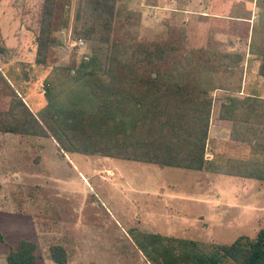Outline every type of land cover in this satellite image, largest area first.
<instances>
[{
	"label": "rangeland",
	"instance_id": "rangeland-1",
	"mask_svg": "<svg viewBox=\"0 0 264 264\" xmlns=\"http://www.w3.org/2000/svg\"><path fill=\"white\" fill-rule=\"evenodd\" d=\"M78 1L72 3L71 26L58 33L63 42L58 62L43 69L34 62L43 0H0V34L8 49L0 52V70L36 112L47 105L46 82L54 86L71 75L67 67L75 51L78 68L92 58L106 63V46L74 35ZM123 1L142 13L144 39L162 35L171 24L186 29L189 48L246 54L242 75L236 73L231 82L245 94L264 93L260 61L249 52L260 15L256 0ZM74 87L68 98L92 106L91 90L85 84ZM11 93L0 76L1 100ZM214 94L215 118L225 94ZM232 149L239 153L208 156L226 160L257 154ZM263 227L262 181L78 153L64 156L50 138L0 133V264H9V252L23 238L37 244L35 264H58L51 257L56 245L65 248L67 264H150L136 235L229 244L240 236L255 238Z\"/></svg>",
	"mask_w": 264,
	"mask_h": 264
},
{
	"label": "trees",
	"instance_id": "trees-1",
	"mask_svg": "<svg viewBox=\"0 0 264 264\" xmlns=\"http://www.w3.org/2000/svg\"><path fill=\"white\" fill-rule=\"evenodd\" d=\"M72 3L43 0L35 66L48 69L58 62L63 44L58 33L71 26ZM256 5L259 22L253 26L249 52L260 61L258 73L264 80V0ZM76 20V38L107 47L105 65L92 58L78 68L75 51L67 67L71 75L54 86L46 82L47 105L39 112L0 70L12 92L0 98V133L50 138L64 156L78 153L264 182V98H239L242 86L231 82L236 73L242 75L246 54L189 48L186 29L171 24L162 35L144 39L139 31L142 13L123 0H79ZM7 50L0 34V52ZM81 84L91 90L92 106L68 98ZM217 90L228 94L220 117L233 122V142L254 143L253 158H209ZM135 240L150 264H264V227L255 238L240 236L229 244L154 233L136 235ZM36 250L35 242L20 239L7 262L35 264ZM51 257L67 264L61 245L51 248Z\"/></svg>",
	"mask_w": 264,
	"mask_h": 264
},
{
	"label": "crops",
	"instance_id": "crops-1",
	"mask_svg": "<svg viewBox=\"0 0 264 264\" xmlns=\"http://www.w3.org/2000/svg\"><path fill=\"white\" fill-rule=\"evenodd\" d=\"M35 55H36V53H35ZM216 92H221V93H223L225 95L220 97L221 98L220 106H218V114H216L215 118H214V109H213V114H212V119H211V126H210V131H209L208 153H239V151H234L232 149V147L233 148H237V146L240 147V148L241 147H245L247 152L252 151L251 153H255L256 151H255V149L253 147L254 143H253V145H245L243 143L237 145V143L233 142V139H232L233 122L231 120L222 119L220 117L221 106H222L223 103L227 102L226 96L228 94H226V92H224L222 90H217ZM248 95H259L262 98H264V93L256 94V93H252L251 92L250 94H248V93L245 94V89H243V88H242V92L241 93L236 94V96L239 97V98H244V97H246ZM214 96H215V94H214ZM26 101H27V99H26ZM27 103H29V102L27 101ZM31 107L33 108L32 105H31ZM223 143H224V145H223ZM221 145H223V146L221 147ZM213 174H215V173H213ZM244 179H248V178H244ZM4 226L6 228V223H5ZM1 235L3 236L4 234H1Z\"/></svg>",
	"mask_w": 264,
	"mask_h": 264
},
{
	"label": "built area",
	"instance_id": "built-area-1",
	"mask_svg": "<svg viewBox=\"0 0 264 264\" xmlns=\"http://www.w3.org/2000/svg\"><path fill=\"white\" fill-rule=\"evenodd\" d=\"M79 44H80V45H83V44H84V42H83L82 39L79 40Z\"/></svg>",
	"mask_w": 264,
	"mask_h": 264
}]
</instances>
